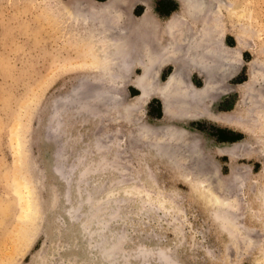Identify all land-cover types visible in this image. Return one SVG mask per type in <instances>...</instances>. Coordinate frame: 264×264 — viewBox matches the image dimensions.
<instances>
[{
    "label": "bare ground",
    "instance_id": "1",
    "mask_svg": "<svg viewBox=\"0 0 264 264\" xmlns=\"http://www.w3.org/2000/svg\"><path fill=\"white\" fill-rule=\"evenodd\" d=\"M53 1L59 9L57 22L61 31L67 30L73 40L77 75L79 77L81 72H85L86 76L77 78L71 93L63 99L58 98L61 100L60 105L56 99L51 102L52 114L56 116L53 115L55 126L51 130L48 128L49 133L53 136V133L58 132L62 124L58 114H65L68 108L76 113L85 111L89 116L96 114L95 117H98L99 112L93 109V102L101 100L105 94L109 97L105 105L119 107L120 119L124 124L131 125L134 122L131 112L139 116L134 122V136L139 142V152L136 153L139 156V170L130 171L127 165H122L115 173L114 160L109 163L105 158V155L112 153L109 152L112 138L105 145L99 142L100 138H94L97 139L93 141L94 152L102 158L99 164L92 165L89 160L92 151L82 149V159L87 158L79 173L82 175L79 183L85 188L82 191L97 183L98 169H102L101 177L108 176L114 183H119L117 187L100 190L102 192L97 200L91 199L90 192L85 198L80 193L76 204L70 199L69 190H65L66 209L72 204L69 215L78 221L85 211L93 219L97 212L103 211L102 224L93 221L92 229L98 226L101 231H107V217H114L117 215L114 211L124 208V205L126 207L133 200L119 197L118 193H125L127 186L123 181H138L140 187L136 185L135 191L141 190L142 194L144 186L140 182L148 181L157 188L159 185L156 181H159L158 175L163 169L170 181H180L189 189V193L173 189L158 203L154 204L155 200L150 199L147 206L143 201L146 206L142 205V208L145 207L149 213L159 205L163 216L178 220L182 205H193L211 218L215 242L221 246L225 243L224 248L220 246L221 253H225L226 247L235 244L247 245L249 256L262 257L260 262L254 264H264V162L261 163L264 159V61L260 58L264 55V49H252L253 59L248 64L242 60L241 53L244 48L251 46L248 38L253 33L250 18L237 0H173L177 10L165 19H160L154 11L156 0ZM139 6L143 7L140 15L137 14ZM229 33L234 35V47L227 44ZM168 68L170 72L164 74ZM135 71H139V74L132 76ZM82 82L92 86L106 84L112 88L117 84L119 87L130 85L140 95L127 102L123 96H114L115 93L110 97V93L102 86L95 88L90 96L86 94L93 101L83 102L82 98L87 99V96L83 94ZM152 99L161 104V121H152L145 116V107ZM56 106L61 108L58 109L59 113L54 108ZM200 121H210L220 127L233 129L243 134L245 139L215 143L190 125ZM131 133L130 129L126 131L125 140L130 142ZM62 146L65 148L64 144ZM61 148L56 153L54 173L68 189L79 165H76V159L74 163L65 165ZM116 155L113 154V157ZM213 155L228 159L227 174H224L222 165L215 161ZM241 159L261 163L260 172L250 174L251 167L238 166L237 162ZM88 174H92L96 180L89 182L92 180L85 178ZM115 176L118 177L114 179ZM131 188L133 190L134 187ZM118 218L115 216L112 219L120 220ZM175 232L179 233L178 228H175ZM103 239L106 241V237ZM150 246L147 250L144 245L139 247L137 254H134L138 256L137 264H186L180 262V257L177 258L175 253L193 248L181 241H164L162 245Z\"/></svg>",
    "mask_w": 264,
    "mask_h": 264
},
{
    "label": "rangeland",
    "instance_id": "2",
    "mask_svg": "<svg viewBox=\"0 0 264 264\" xmlns=\"http://www.w3.org/2000/svg\"><path fill=\"white\" fill-rule=\"evenodd\" d=\"M155 2L154 11L160 19H165L172 13L163 18L159 15ZM237 2L245 15L250 18V28L253 30H251L253 35L248 38L251 46L244 48L243 54L241 53L242 60L248 64L253 59L252 49H264V0H237ZM142 11V6L137 7L138 15ZM58 18L59 9L53 0H0V264H125V262L126 264H137L138 256L135 257L134 254H137L141 245H144L147 250L150 249V245H162L164 241L166 243L181 241L193 247L190 249L188 247L186 252L180 250L175 253L177 258L180 257L178 260L186 264H254L260 262L262 257L260 255L249 256V246L243 244L226 247L225 253H221V244L215 242L211 218L193 205H182V213L179 219H176L177 221L163 216V210L157 204L158 208H154L149 213L145 207L142 208V205L151 202L150 199L155 200L154 204L158 203L173 189L184 194L189 193V189L180 181H170L168 173L163 169L158 175L159 181H156L159 185L157 188L151 186L148 181L140 182V185L144 186L142 194L141 190L135 191L138 181L127 183L123 181L127 186L125 193L124 191L118 193L119 197L133 200L129 202V205L126 204V207L124 205V208L114 211V214H117L114 217L117 216L120 220L113 221L114 217L111 215L107 217L109 220L106 223L109 225L107 231L103 229L101 231L98 226L92 229L93 221L102 224L101 215L105 213L103 211L97 212L94 219L89 215L90 213L85 211L78 221L73 215H69L72 204L67 210L64 203L67 190L70 191H67L70 199L76 204L80 193V196L85 198L90 192L91 199L97 200L103 190L113 186L117 187L119 183V181L114 183L111 177H101L102 169H98L97 183L91 185L90 189L82 191L85 188L81 182L79 183L80 176H82L79 173L87 159H82L83 150L92 151L89 154L92 165L99 164L102 158L94 152L93 141L100 138L99 142L105 145L112 138L113 146L110 145L109 151L112 153L105 155V158L109 163L114 160V167L117 168H115V173L122 165H127L130 171L139 170V156L136 154L139 152V142L135 139L136 127H134L135 119L139 116L131 112L133 116L131 115L132 118L131 116L130 118L134 119V122L131 121V125L124 124L120 119L119 107L113 106L112 108L105 105L108 97L105 94L102 95L101 100H98L99 102L95 101L94 106L92 105L95 112H99L98 117H95V114L93 118L88 112L84 113L85 111L81 113L79 111L78 115L71 110L72 108H68L65 114L60 113L62 116L58 114L59 118H62L59 120L62 124L58 132L56 131L57 134L55 132L52 136L49 133L48 128L51 130L55 126L51 102L56 99L57 104L60 105V99L73 90L72 87L76 85L77 78L83 79L86 76L85 72H81L79 77L77 75L73 40L67 30L61 31L57 22ZM233 22L235 24L236 19ZM227 39L229 46H236L234 35L229 33ZM260 58L264 61V55ZM168 72L170 68L165 70L164 74ZM138 74L139 71H135L132 76ZM245 74L246 68L244 78ZM93 85L82 82L83 94L90 96L95 88L103 86L107 89V93H110V97L115 93L114 96H123L122 98L127 102L140 95L130 85L119 87L117 84L114 88L106 84ZM232 85L235 84L232 83ZM85 87L87 88L84 89ZM83 94L82 97H84ZM91 98L87 96V99L85 97V100L83 98L82 100L91 102L93 101ZM54 108H57V112L61 110L58 106ZM160 112L161 104L158 100L148 101L145 116L149 120L161 121ZM205 122L214 124L210 121H200L190 123V125L196 128L194 124ZM218 128L223 130L221 133L227 137L228 141L225 142L245 139L243 134L233 129L220 126ZM128 129L132 131L130 142L125 140L124 136ZM202 134L215 143L219 142L209 135V130ZM108 136L111 137L108 138ZM59 148L64 151L62 159L65 160H63L65 165L74 163L75 159L76 165H79L76 167L75 176L69 182L68 189L54 173L56 153L60 150ZM115 153L118 155L113 157ZM214 159L222 165L224 174H227L228 159L217 156H214ZM261 163L251 159H241L237 165L251 167V173H249L256 174L260 172ZM86 176L85 178L92 180L89 182L96 180L92 174ZM117 177L115 176L114 179ZM103 182H105L104 185ZM131 187H134L133 190ZM78 188L80 191H77ZM130 190L135 192L130 194ZM143 201L146 203L144 204ZM175 228H178L179 233L175 232ZM103 237H106V241ZM224 244L221 247L224 248ZM211 250L215 259L210 254Z\"/></svg>",
    "mask_w": 264,
    "mask_h": 264
},
{
    "label": "flooded vegetation",
    "instance_id": "3",
    "mask_svg": "<svg viewBox=\"0 0 264 264\" xmlns=\"http://www.w3.org/2000/svg\"><path fill=\"white\" fill-rule=\"evenodd\" d=\"M155 6H156V9L159 15H161L163 18L167 17L171 12L175 11V9L177 8V5L173 0H160V1L157 0L155 2ZM227 42H228V39H227ZM193 126H195L197 130L200 131L201 133L207 132L209 130V135L215 138L217 141H219L217 143H223L227 140V137L222 134L223 130L221 131V129L218 128V126L214 124L205 122L202 124H194Z\"/></svg>",
    "mask_w": 264,
    "mask_h": 264
},
{
    "label": "trees",
    "instance_id": "4",
    "mask_svg": "<svg viewBox=\"0 0 264 264\" xmlns=\"http://www.w3.org/2000/svg\"><path fill=\"white\" fill-rule=\"evenodd\" d=\"M160 115H161V112H160Z\"/></svg>",
    "mask_w": 264,
    "mask_h": 264
}]
</instances>
